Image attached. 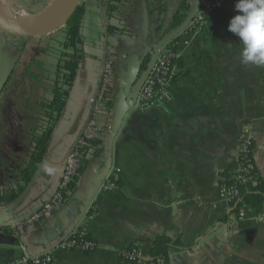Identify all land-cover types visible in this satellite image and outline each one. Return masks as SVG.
<instances>
[{
	"label": "crops",
	"instance_id": "1",
	"mask_svg": "<svg viewBox=\"0 0 264 264\" xmlns=\"http://www.w3.org/2000/svg\"><path fill=\"white\" fill-rule=\"evenodd\" d=\"M53 1L0 0V7L13 16L39 14ZM97 1L81 0L85 54L35 180L17 201L0 205V264L24 252L52 250L55 264H126L119 259L124 246L135 245L148 258L157 234L178 233L186 245L194 246L173 252L170 264H264L260 213L243 206L239 214H230L229 201L220 197L221 173L238 171L239 150L246 140L252 141L254 166L264 176V66L241 63L243 45L228 31L237 14L236 0H227L202 29L179 36L182 65L169 86L172 99L156 101L143 112L132 99L135 92L123 82L131 64L152 51L144 40L146 17H127L135 35H107ZM111 52L109 95L114 105L95 117L100 126L112 125L114 130L97 135L100 143L90 150L75 190L54 215L15 229L56 193L68 154L95 111L91 99L98 94ZM114 171L121 185L100 193ZM92 202L99 210L88 221L85 212ZM82 227L97 241L94 251L57 248Z\"/></svg>",
	"mask_w": 264,
	"mask_h": 264
},
{
	"label": "trees",
	"instance_id": "2",
	"mask_svg": "<svg viewBox=\"0 0 264 264\" xmlns=\"http://www.w3.org/2000/svg\"><path fill=\"white\" fill-rule=\"evenodd\" d=\"M197 1L201 5V0H99L97 5L106 18L107 35H135L126 24L127 17L142 14L147 16L148 28L144 40L152 47V51L144 57L141 64L142 75L149 68L155 46L184 23ZM84 12L85 5L81 3L66 25L52 33L36 37L0 32V44L5 36V50L15 59L12 73L0 93V205L17 201L34 180L42 164L52 133L64 113L80 61L85 54L86 39L81 32ZM112 19H117L118 22L113 23ZM121 22L122 24H119ZM57 31L63 32L62 37L56 35ZM188 32L189 27L166 44L175 49L179 36ZM42 55L55 57L57 63L51 66L40 58ZM176 63L178 66L182 65L181 59L178 58ZM19 68L24 69V75L18 80L25 86L21 90L13 85ZM11 96L18 100H12ZM113 105L114 98L108 94L103 111L109 112ZM16 130H21L22 133L18 134ZM99 143L100 140L96 136L80 149L76 174L64 191L65 202L75 190L88 165L90 150ZM253 153L251 141L249 159L253 166L249 174L251 177L247 181L239 180L236 173H221L220 186L235 185L240 193L239 197L229 202L230 214H239L243 206L259 213L264 212V176L254 166ZM117 184L121 185L119 179ZM74 238L93 237L86 232L84 235L75 233ZM193 246L183 242L182 233L176 236L157 234L148 258L139 256L127 259L124 253L135 247L129 245L122 248L123 254L119 255V259L126 264H170L173 252L191 250Z\"/></svg>",
	"mask_w": 264,
	"mask_h": 264
},
{
	"label": "built area",
	"instance_id": "3",
	"mask_svg": "<svg viewBox=\"0 0 264 264\" xmlns=\"http://www.w3.org/2000/svg\"><path fill=\"white\" fill-rule=\"evenodd\" d=\"M227 0H201L200 9L192 19L189 24L190 32L185 33V37L194 33L198 29H202L205 25L207 18L212 15L214 12L220 10L224 3ZM180 58L177 51V47L171 48L168 44L164 45L159 57L157 58L150 74L144 81V84L140 90L137 99V108L139 110L146 111L151 107L156 101H165L171 100L172 94L169 90V86L172 81L176 79L180 72V68L176 63V60ZM114 78V52L110 53V56L107 58L104 71L101 77L100 86L98 94L95 98L91 99V102L94 103L95 111H93L92 116L88 120L85 131L82 136L77 140L75 146L72 148L68 154L66 166L64 168L60 185L56 193L48 200H46L41 208L32 214L24 223L18 224V228H22L25 224H33L42 218H50L54 215L55 211L60 208L65 203L64 191L67 190L70 182L72 181L76 170L79 166L80 161V149L88 144V141L102 131H113V126H100L96 120L95 112L103 111L106 97L109 94L110 86ZM250 146L251 141L246 140L241 144L239 150V168L236 172L237 178L243 182L250 179V170L252 164L250 162ZM119 175L117 172H112L108 178L102 183L99 192L106 193L110 190H113L118 187L117 180ZM239 189L235 185H222L220 186V197L229 202L239 197ZM99 210V205L92 202L85 214L87 220H93ZM260 220L264 222V212L260 213ZM86 228L82 227L74 231L69 237L62 240L57 248L59 250H78L81 252H92L98 247L97 241L93 238L91 239H77L74 238L75 233L84 235ZM25 250V247H22ZM123 252V249L120 250L119 255ZM123 254V253H122ZM124 256L127 259H133L140 256L139 249L135 246L129 251L124 253ZM55 264V254L54 251H47L39 255H30L27 252H24L18 258L11 260L5 264Z\"/></svg>",
	"mask_w": 264,
	"mask_h": 264
},
{
	"label": "water",
	"instance_id": "4",
	"mask_svg": "<svg viewBox=\"0 0 264 264\" xmlns=\"http://www.w3.org/2000/svg\"><path fill=\"white\" fill-rule=\"evenodd\" d=\"M80 4H81V0H66L64 7L62 8V11L60 12L59 16L55 20L49 23H46V24L36 25V26H30V25H24V24L12 22L8 20L6 17L2 16V14L0 13V32L6 33V34L17 35V36H29V37H36V36L52 33L60 29L64 25H66V23L71 18V16L75 13V11L77 10ZM47 8H49V6ZM199 8H200V2L197 1V3L193 7V10L188 15L184 23L180 25L169 36H167L164 40H162L160 43H158L155 46L154 55L152 57V61L147 71H145L142 75H140V67H141V64L144 58L141 61H135L134 63L131 64V67L129 69L128 81L126 82L124 81L123 84L126 85L125 86L126 89L129 88V90H132L133 92H135V95L132 96V99L137 101L138 95L144 84V81L150 74L157 58L159 57L162 51L163 46L167 42L172 40V38L178 36L184 29L188 27L191 20L194 18L196 13L199 11ZM46 9L42 13H45ZM14 16L17 17V15H14ZM144 17H146L145 18V30H146L145 34H146L147 28H148V20H147L146 15H144ZM4 42L0 44V93L2 92L15 65V59L11 58L6 52L5 50L6 42L5 43ZM113 130H114V126H113ZM34 180L31 182V184L34 182ZM17 226L18 224H16V227L14 228L17 229L18 228ZM2 236H4V234H0V238Z\"/></svg>",
	"mask_w": 264,
	"mask_h": 264
},
{
	"label": "clouds",
	"instance_id": "5",
	"mask_svg": "<svg viewBox=\"0 0 264 264\" xmlns=\"http://www.w3.org/2000/svg\"><path fill=\"white\" fill-rule=\"evenodd\" d=\"M235 10L228 31L243 45L241 63L264 66V0H236Z\"/></svg>",
	"mask_w": 264,
	"mask_h": 264
},
{
	"label": "bare ground",
	"instance_id": "6",
	"mask_svg": "<svg viewBox=\"0 0 264 264\" xmlns=\"http://www.w3.org/2000/svg\"><path fill=\"white\" fill-rule=\"evenodd\" d=\"M65 2L66 0H54L49 5V8L46 9L45 13H42V14L40 13L38 15L23 13L19 16V18H17L5 12L4 10H2L1 7H0V13L2 14V16L6 17L8 20L12 22H16V23H20L24 25H30V26L42 25V24H46V23H49L55 20L59 16L60 12L62 11V8L64 7Z\"/></svg>",
	"mask_w": 264,
	"mask_h": 264
},
{
	"label": "rangeland",
	"instance_id": "7",
	"mask_svg": "<svg viewBox=\"0 0 264 264\" xmlns=\"http://www.w3.org/2000/svg\"><path fill=\"white\" fill-rule=\"evenodd\" d=\"M22 13H20V15H21ZM28 14H32V15H35V13H28ZM20 15H17V17H19ZM55 33H57L56 35H58V37H62V35H63V32L62 31H57V32H55ZM5 39H6V37L5 36H3V39H2V42H4L5 41ZM5 43V42H4ZM40 58L41 59H43V60H45L46 61V63H48V64H50L51 66L53 65V64H55V63H57V59L55 58V57H53V56H51V55H42V56H40ZM50 68H52V67H50ZM23 71H24V69L23 68H19L18 69V74L16 75V80L13 82V85L16 87V89H18V90H21V89H23L25 86L22 84V83H19L18 82V80L20 79V78H22V76L24 75L23 74ZM17 90V91H18ZM12 100H14V101H17L18 99H15V97L14 96H11L10 97ZM17 132H18V134H21L22 132H21V130H16ZM90 205V204H89Z\"/></svg>",
	"mask_w": 264,
	"mask_h": 264
}]
</instances>
